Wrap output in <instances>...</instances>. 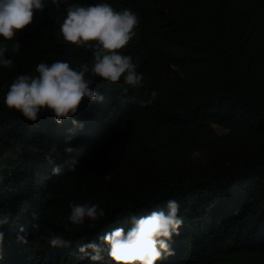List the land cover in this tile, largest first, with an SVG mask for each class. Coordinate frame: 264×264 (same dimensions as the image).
Segmentation results:
<instances>
[{
  "label": "trees",
  "instance_id": "1",
  "mask_svg": "<svg viewBox=\"0 0 264 264\" xmlns=\"http://www.w3.org/2000/svg\"><path fill=\"white\" fill-rule=\"evenodd\" d=\"M109 2L139 16L122 51L144 72L145 86L89 71L105 101H81L74 118L82 128L72 118L57 123L50 109L30 121L3 103L16 75H36L41 60L91 64L93 50L59 30L66 5L35 10L16 30L20 51L5 52L13 67L0 68V209L10 222L0 264H123L107 253L103 261L81 259L78 247L169 197L180 202L184 223L175 253L157 264H264V0ZM153 89L156 99L141 103ZM70 134L71 153L64 151ZM72 157L75 170L67 167ZM89 199L103 201L106 217L95 227L72 226L70 201ZM21 225L25 240L17 238ZM49 230L71 245L49 247Z\"/></svg>",
  "mask_w": 264,
  "mask_h": 264
},
{
  "label": "clouds",
  "instance_id": "2",
  "mask_svg": "<svg viewBox=\"0 0 264 264\" xmlns=\"http://www.w3.org/2000/svg\"><path fill=\"white\" fill-rule=\"evenodd\" d=\"M46 5L56 8L66 5V14L59 24L63 39L92 49V62H83L75 67L66 59H55L50 63L41 60L35 65L36 75L21 72L11 81L4 93L5 105L18 110L30 121L38 120L42 110L50 109L57 123L64 118H72L74 128H82L83 122L74 118L81 101L85 98L95 104L105 101L98 86L93 87V80L86 77L89 71L110 82L123 79L134 90L144 88V72L137 71L131 53L122 51L136 35L139 16L131 8H116L109 0H95L94 3L80 0H0V38L11 41L10 47L0 42V68L13 67L11 55L6 57L5 52L20 51L22 43L16 38V30L28 25L33 20L34 11ZM123 90L127 92L129 88ZM157 95L153 89L141 103L150 104ZM68 131L72 133L73 129ZM73 139V134L65 137V152L74 151L70 144ZM48 159L53 164L52 172L59 174L62 171L60 165L54 163L52 156ZM77 163L72 157L68 169L75 170ZM102 204V200L70 201L67 220L72 226L83 225L87 220L95 227L96 222L107 215ZM180 209V202L169 197L163 207L143 213H128L126 223L130 226H116L99 235L97 240L81 243L78 247L81 259L103 261L107 253L113 261L123 264H157L175 253L173 237L179 235L184 223ZM9 222L10 213L0 209V259L5 242L3 228ZM68 226L65 224L66 228ZM17 238L26 239V230L22 225ZM43 238L49 247H67L72 243L71 239L57 231L49 230Z\"/></svg>",
  "mask_w": 264,
  "mask_h": 264
}]
</instances>
